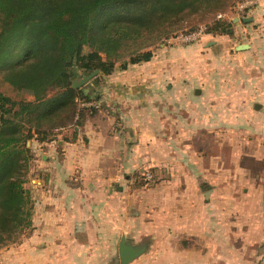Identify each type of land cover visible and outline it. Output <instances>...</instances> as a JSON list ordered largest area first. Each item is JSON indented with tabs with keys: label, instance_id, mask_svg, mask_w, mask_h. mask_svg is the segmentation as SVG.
<instances>
[{
	"label": "rangeland",
	"instance_id": "1",
	"mask_svg": "<svg viewBox=\"0 0 264 264\" xmlns=\"http://www.w3.org/2000/svg\"><path fill=\"white\" fill-rule=\"evenodd\" d=\"M240 1L228 0L217 10L203 8L186 13L177 24L159 36L148 35L131 44L116 62L115 70L121 73L119 63L128 60L129 52L133 49L150 50L152 57L148 67L162 66L166 71H172L166 80L167 86L147 76L140 83L132 84L125 94L133 103L129 107L133 111L132 116H143V113L136 115L142 111L148 117L136 124L140 133L133 130L127 133V144L138 147V151L149 149L153 152L151 166L133 171V186L158 184L159 160L154 151L157 153L166 147L169 153H173L171 162L177 160L180 163V170L182 164L185 169H196V165L201 169L197 178L204 195L210 192V188L218 189L224 185L230 187L233 200L244 195L240 199L245 200V211L239 209L237 202L231 203L230 232L223 234L222 206L216 205L214 232L204 230L198 234L165 235L167 241L173 243L172 247L179 249L177 253L183 260L180 264H185V260L189 264L192 259L197 264H264V17L247 25L241 19L243 14L248 16V12H244L234 22L231 35L204 33L205 28L216 21L218 13H223L222 19L227 20L236 16L235 6ZM200 30L195 39L177 38L180 34ZM238 44H248L249 47L239 50L235 48ZM129 66L131 64L127 68ZM139 71L144 72L143 69ZM84 75L86 73L78 71L75 78L80 79ZM103 77L98 73L97 78L82 85L93 93L92 98L103 95L100 89ZM0 93L17 101L32 99L26 91L17 90L4 81L2 72ZM257 103L260 107L255 108ZM100 107L112 111L106 103ZM114 115L116 123L120 122L118 114ZM46 137L54 147H58L59 153L61 146H57L58 140L66 139L63 141L67 142L80 137L87 141L82 133L74 135L72 129L64 132L57 128ZM36 138L34 135L25 142L30 155L25 174L26 188L29 180L35 178L33 171L39 160L35 148L40 141ZM120 142L122 147L125 140L120 139ZM206 179L216 185L212 187L207 182L203 183ZM31 230L32 227L30 231L26 230L20 241L1 246L0 251L6 254L0 257L13 256L15 245L26 240ZM159 235L161 238L155 234L142 235V239L134 243L146 244L148 251L156 238L164 241L163 233Z\"/></svg>",
	"mask_w": 264,
	"mask_h": 264
},
{
	"label": "crops",
	"instance_id": "2",
	"mask_svg": "<svg viewBox=\"0 0 264 264\" xmlns=\"http://www.w3.org/2000/svg\"><path fill=\"white\" fill-rule=\"evenodd\" d=\"M247 15V25L261 21L264 0H257ZM140 63L103 77L97 112L87 117L78 132L87 141L80 137L74 142L58 140L60 153L51 141L37 143L35 178L29 180L27 187L33 200L32 230L26 240L15 245L13 256L0 257V264H120L118 243L122 235L135 244L142 235L161 238L160 233L164 241L156 238L150 250L128 264H180L183 260L177 253L179 249L172 247L165 235L214 232L216 205L222 206L223 234L230 232L231 203L237 202L243 211L245 200L240 198L244 195L233 200L227 185L210 188L204 195L197 178L201 169L197 165L194 170L185 169L182 164L180 172V163L171 162L173 153L166 147L154 151L159 160L158 184L133 186V171L151 166L153 152L138 151V147L127 144V133H140L136 124L148 117L142 111L136 115L143 116H132L129 107L133 103L125 94L132 84L147 76L167 86L172 73L162 66L151 69L147 66L149 61ZM102 103L112 111L100 107ZM114 113L120 122L116 123ZM120 139L125 140L122 147ZM202 182L216 185L207 179ZM0 252L1 256L6 254ZM189 264L197 262L192 259Z\"/></svg>",
	"mask_w": 264,
	"mask_h": 264
},
{
	"label": "trees",
	"instance_id": "3",
	"mask_svg": "<svg viewBox=\"0 0 264 264\" xmlns=\"http://www.w3.org/2000/svg\"><path fill=\"white\" fill-rule=\"evenodd\" d=\"M227 1L0 0V72L13 88L32 96L17 101L0 93V247L20 241L32 227L26 140L35 135L48 141L47 134L57 128L75 135L97 112L98 107L81 106L98 98L82 85L72 86L77 72L111 74L131 44L159 36L186 13L217 10ZM233 24L232 19H216L204 33L231 35ZM151 57L150 50L133 49L119 68Z\"/></svg>",
	"mask_w": 264,
	"mask_h": 264
},
{
	"label": "water",
	"instance_id": "4",
	"mask_svg": "<svg viewBox=\"0 0 264 264\" xmlns=\"http://www.w3.org/2000/svg\"><path fill=\"white\" fill-rule=\"evenodd\" d=\"M244 21L249 20L248 18H243ZM248 44H238L236 45V49H246L248 48ZM99 73L98 69L91 71L90 73L84 75L80 79H73L72 86L74 88L80 87L81 85L88 82L95 75ZM198 91H195L197 93ZM260 107V104H255V108ZM146 250V244H132L130 241H127L125 236L122 235L120 237L118 243V257L120 264H128L130 261L141 255Z\"/></svg>",
	"mask_w": 264,
	"mask_h": 264
},
{
	"label": "built area",
	"instance_id": "5",
	"mask_svg": "<svg viewBox=\"0 0 264 264\" xmlns=\"http://www.w3.org/2000/svg\"><path fill=\"white\" fill-rule=\"evenodd\" d=\"M256 2H257V0H241L239 3H237L236 6L234 5L235 8H236V13L237 14H236V16L231 17V19L232 18H237L239 16V14L245 12V9L250 10L253 6H255ZM248 10H246V12ZM223 16H224L223 13H218L216 18L217 19H220V18H223ZM241 16L243 17L244 14L241 15ZM201 31L202 30H200L199 32H193V33H188V34H184V35L180 34L177 38L178 39H181V40H191V39H195V38L198 37V35L200 34ZM85 104H86V106H95V107H98V103L95 102V101H89V102H83V103H81V105H85ZM147 177H150V174L149 173H147Z\"/></svg>",
	"mask_w": 264,
	"mask_h": 264
}]
</instances>
